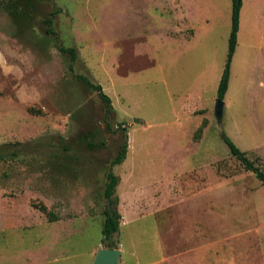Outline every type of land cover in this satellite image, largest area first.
<instances>
[{
	"label": "rangeland",
	"instance_id": "obj_1",
	"mask_svg": "<svg viewBox=\"0 0 264 264\" xmlns=\"http://www.w3.org/2000/svg\"><path fill=\"white\" fill-rule=\"evenodd\" d=\"M240 2L226 101L264 45V0ZM232 4L0 0V146L17 151L0 161V264H92L110 168L118 264H264V184L221 140L243 148L237 102L214 114Z\"/></svg>",
	"mask_w": 264,
	"mask_h": 264
},
{
	"label": "trees",
	"instance_id": "obj_2",
	"mask_svg": "<svg viewBox=\"0 0 264 264\" xmlns=\"http://www.w3.org/2000/svg\"><path fill=\"white\" fill-rule=\"evenodd\" d=\"M232 13H231V30L228 38V54H227V60L224 67V70L222 72L218 88H217V99L223 100L225 93L227 91L228 82H229V70H230V62L232 55L235 51V47L237 44V34L239 31V18H240V8H241V2L240 0H232ZM46 24L48 26L51 25V21L48 19L46 20ZM47 32L49 34H53L51 31L47 29ZM59 52L62 54H68L71 56V58L74 60L76 58L75 51L71 48H58ZM78 80L86 84L88 87H90L94 92L97 93V95L100 97V99L105 102V104H110V99L108 96H106L100 85L91 83L86 77L82 75L76 76ZM221 140L222 142L228 147L230 155L233 156L235 159H237L240 164L243 166L244 170L246 172H249L255 176L257 180H259L261 183L264 184V171L259 166V159L248 155L247 153L242 152L232 141L230 138H228L225 133L221 134ZM14 147V145H3L0 146V161L5 159H13L16 157V150L11 149ZM126 154V145L123 144L113 163V165L119 164L124 158ZM106 183L104 187V197L106 200V206L104 208V215L105 219L102 226V238H101V244L104 246V248H112L110 246V239L114 234L117 233L121 215L117 210L118 206V198L115 195V190L117 185L119 184V177L116 176L112 172V168H110L106 174ZM40 210L44 213L46 212V208L44 206L39 207ZM49 213H47L48 215Z\"/></svg>",
	"mask_w": 264,
	"mask_h": 264
},
{
	"label": "crops",
	"instance_id": "obj_3",
	"mask_svg": "<svg viewBox=\"0 0 264 264\" xmlns=\"http://www.w3.org/2000/svg\"><path fill=\"white\" fill-rule=\"evenodd\" d=\"M242 16L240 11L239 31L242 28ZM253 59L248 61V79L239 82L240 89L236 99L226 101L223 99L224 110L227 106L234 105L236 102L235 113L229 110L231 124L237 134L242 137L246 133L245 140H242V152L259 159V163H264V45L252 46ZM260 58V59H259ZM230 80L227 91L230 89L232 79L231 65ZM224 96V98H225ZM244 150V151H243ZM264 186V185H263Z\"/></svg>",
	"mask_w": 264,
	"mask_h": 264
},
{
	"label": "water",
	"instance_id": "obj_4",
	"mask_svg": "<svg viewBox=\"0 0 264 264\" xmlns=\"http://www.w3.org/2000/svg\"><path fill=\"white\" fill-rule=\"evenodd\" d=\"M223 100L217 99L214 105V114L218 121L223 115ZM121 250L116 248H99L93 258L92 264H118Z\"/></svg>",
	"mask_w": 264,
	"mask_h": 264
},
{
	"label": "bare ground",
	"instance_id": "obj_5",
	"mask_svg": "<svg viewBox=\"0 0 264 264\" xmlns=\"http://www.w3.org/2000/svg\"><path fill=\"white\" fill-rule=\"evenodd\" d=\"M262 11H263V9H262ZM264 12V11H263ZM263 12H261V13H263ZM260 13V12H259ZM257 15V14H256ZM256 19H257V17H256ZM263 22V21H262Z\"/></svg>",
	"mask_w": 264,
	"mask_h": 264
}]
</instances>
